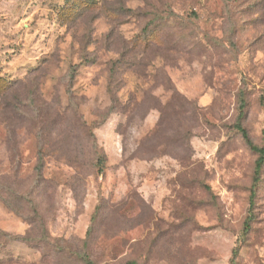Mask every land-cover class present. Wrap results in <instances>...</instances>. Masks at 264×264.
Segmentation results:
<instances>
[{
  "label": "rangeland",
  "instance_id": "1",
  "mask_svg": "<svg viewBox=\"0 0 264 264\" xmlns=\"http://www.w3.org/2000/svg\"><path fill=\"white\" fill-rule=\"evenodd\" d=\"M238 121L264 0H0V264H264Z\"/></svg>",
  "mask_w": 264,
  "mask_h": 264
},
{
  "label": "trees",
  "instance_id": "2",
  "mask_svg": "<svg viewBox=\"0 0 264 264\" xmlns=\"http://www.w3.org/2000/svg\"><path fill=\"white\" fill-rule=\"evenodd\" d=\"M236 127L242 133L245 141L250 146V148L257 154V160H256V164H255V171H254V177H253V184H252L251 195H250V206L252 209L256 204V200H255L256 199V191H257V187L261 183L262 173L264 170V142L262 144H256L252 140L248 130L243 126L242 122L238 121L236 124ZM250 220H251L250 218L247 219V222H246L247 229L249 228ZM238 250H239V248H236L235 253H237ZM84 260L86 261L87 264H98V263L94 262L93 260H91L90 257H88L87 255L84 256ZM124 264H141V263H139L135 260H128Z\"/></svg>",
  "mask_w": 264,
  "mask_h": 264
}]
</instances>
